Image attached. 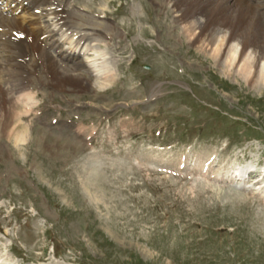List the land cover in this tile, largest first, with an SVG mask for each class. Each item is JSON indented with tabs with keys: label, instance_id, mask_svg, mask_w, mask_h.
Instances as JSON below:
<instances>
[{
	"label": "rangeland",
	"instance_id": "obj_1",
	"mask_svg": "<svg viewBox=\"0 0 264 264\" xmlns=\"http://www.w3.org/2000/svg\"><path fill=\"white\" fill-rule=\"evenodd\" d=\"M68 3L91 74L86 87L36 83L26 140H0V253L18 264H264V79L252 85L200 52L164 3Z\"/></svg>",
	"mask_w": 264,
	"mask_h": 264
},
{
	"label": "bare ground",
	"instance_id": "obj_2",
	"mask_svg": "<svg viewBox=\"0 0 264 264\" xmlns=\"http://www.w3.org/2000/svg\"><path fill=\"white\" fill-rule=\"evenodd\" d=\"M153 2L169 5L175 22L200 52L211 54L214 60L228 58V65L233 63L238 67L243 79L252 85L263 81L264 0ZM67 3L68 0H5L0 5V140L10 142L13 138L17 144L19 140H26L21 133L25 129L22 121L32 114L37 115L32 113L35 102L32 90L42 79H46L51 89L63 90L65 84L77 82L78 87H86L80 77L91 73L87 69L83 72L84 65L78 61L80 55L74 47L82 46L89 36L79 35L76 29L80 24L66 19ZM98 24L101 23L95 25L97 30ZM70 32L76 36L68 52L61 38ZM103 43L106 46L108 42ZM35 93L39 96L37 91ZM29 104L32 108H28ZM263 177L260 174L258 181ZM8 255L0 253V264H18Z\"/></svg>",
	"mask_w": 264,
	"mask_h": 264
}]
</instances>
